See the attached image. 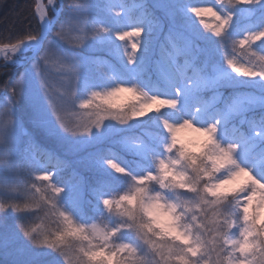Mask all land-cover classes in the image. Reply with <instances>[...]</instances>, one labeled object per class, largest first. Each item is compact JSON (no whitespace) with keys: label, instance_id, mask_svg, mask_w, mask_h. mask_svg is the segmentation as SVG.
<instances>
[{"label":"snow or ice","instance_id":"6c2138e0","mask_svg":"<svg viewBox=\"0 0 264 264\" xmlns=\"http://www.w3.org/2000/svg\"><path fill=\"white\" fill-rule=\"evenodd\" d=\"M201 3L207 6L179 0L163 4L120 0L117 6L108 0L116 26L106 27L94 18L88 0H83L68 9L57 30V26L48 27L53 7L47 5L58 3L47 0L45 5L37 0L35 12L41 23L35 31L16 43L0 45L5 60L11 61L27 43L40 40L45 30L55 33L54 39L44 37L30 69L14 82H5L7 99L0 101V115L6 127L13 123V107L26 79H35L51 113V119L38 117L36 122L51 126L53 134L58 127L73 138L91 137L106 122L126 126L149 119L156 128L146 133L148 140L132 135L120 141L125 151L150 161V168L133 173L111 148L85 158L87 164L106 166L128 183L123 194L105 184L92 188L99 205L98 223L82 222L60 203L68 184L58 180L57 173L68 168L69 162L30 138L24 149L26 164L9 165L0 180V215L11 210L25 217L43 210L42 220L63 221L62 231L49 234L44 229L38 236L34 234L40 226L19 223L20 232L33 246L58 252L64 264H234L233 255L222 256L214 241L205 239L210 231L205 220L215 216L214 209L230 197L236 200L233 224L243 217V236L262 234L264 216L258 212L264 211V172L257 165H264V52L258 45L264 44V0ZM242 8L249 23L241 29L242 35L233 36L230 28ZM257 9L262 16L252 22ZM157 10L167 17V25ZM188 14L194 20L182 19ZM208 15L214 23L205 21ZM69 33L76 35L70 39ZM89 41L110 45L109 56L134 71L124 77L118 75L112 59L92 58L107 83L99 90L89 85L86 98H81L84 71L78 52ZM216 54L222 56L223 64L214 58ZM142 81L150 82L151 90ZM226 88L234 91L225 95ZM77 106L86 111H77ZM182 130L196 135L185 141L179 136ZM4 148L13 154L15 141L9 138ZM73 177L72 203L80 207L83 178L76 173ZM187 218L191 224L183 223ZM124 232L134 239H118ZM70 237L88 242L79 255H70ZM235 243L243 253L241 260L251 264L245 247L248 241ZM225 248L232 244L226 242Z\"/></svg>","mask_w":264,"mask_h":264},{"label":"rangeland","instance_id":"374dc122","mask_svg":"<svg viewBox=\"0 0 264 264\" xmlns=\"http://www.w3.org/2000/svg\"><path fill=\"white\" fill-rule=\"evenodd\" d=\"M58 3V0H56ZM83 2V0H74L72 3V6L74 3ZM113 2L118 6L120 0H113ZM125 2L131 4L133 0H125ZM150 4L152 3H175L176 0H148ZM45 5H47V0L44 1ZM91 13L94 16V18L102 23L106 27H114L116 26V17L114 14L110 11H108L107 4L108 0H88ZM179 3L181 4H198L199 6H207L206 4L201 3V0H179ZM59 4L55 5H47L48 7H53L52 12L50 13L51 20L55 17V9H58ZM159 12V10H157ZM162 16H160L161 20L167 25V17L162 13ZM61 15V14H60ZM194 15V14H193ZM262 16V12L260 9L255 10L254 15L250 18L252 22H256L259 20ZM59 17V16H58ZM182 19H193L190 14H188L187 17H183ZM199 19V18H197ZM205 21L207 23H214L213 18L208 15L204 17ZM249 23V18L246 17V13L244 9L242 8L240 11H238L237 16L235 17V21L233 25L230 28V34L233 36H240L242 35L241 29H244L245 26ZM198 29V26H196ZM75 33H69V38H74ZM162 38V37H161ZM154 41V44H158V40L155 38H152ZM214 39L212 40V44H214ZM93 41H89L87 46L80 49L78 52L79 57L81 58L83 62V81L82 83H88L91 86L98 87L99 84L103 83L101 81H105L104 78L97 72L95 65L93 67H89V65L92 63V58L95 57H107L109 59L113 60V63L116 64V68L118 69V75H122L124 77H128L133 70L131 68H128L126 65L121 64L118 60H116L114 57L108 56L110 51H106L108 55H102L101 53L97 54L94 51H97L95 47H93ZM212 44H209L208 46L211 47ZM67 46V45H66ZM61 47H65L64 45H61ZM32 50L30 49L20 55H14L13 59H19L21 61H25L31 54ZM258 50L261 52H264V44L258 45ZM99 52V51H97ZM39 53L37 56L28 63V66L26 69H30L32 63L38 58ZM214 58L218 61H220L221 64H223L222 56L216 54ZM241 62H244L243 57H238ZM94 64V63H92ZM88 66V68H87ZM90 68H94V71H91ZM234 75V74H233ZM142 85L148 89L151 90V83L145 82V84L142 82ZM242 91H249V92H255L259 94V89L257 88H247V89H241ZM234 89L232 88H226L224 89L225 95H228L232 93ZM22 97L25 100V110H22L21 113H19V109L17 107V104L15 103L13 107V117L15 121V132H14V141H15V151H14V157L20 153H23L26 156V153L24 151L25 146L27 145L30 138L38 137L39 139H42L43 143L46 144L45 148H47L49 151L54 152L57 156H59L61 159L69 162V167L63 169L62 171L57 173V179L61 182H66L68 184V188L66 189L65 194L63 195V198L61 199L60 203L64 205L68 210L74 215L75 218L80 219L82 222H89V223H98V212L96 211V208L99 205H96L91 211L93 214H88L87 211H85L84 205H87L90 203V194L92 193V172L91 169H102L101 165H89L85 162V158H87L90 154H95L97 152H100L101 150H107L109 148L113 149L115 153L121 157L120 162H124V166L128 167L131 171H133L130 168L129 163L131 160L134 161L133 158H135L134 153H130L128 151H125L120 141L125 136H132V135H143L141 133L136 132H127L126 130H129V125L121 126L116 124L115 122H106L105 126L99 130L94 131L93 135L91 137H76L73 138L69 136L66 133H63L58 127L55 128V133H52L51 126H44L41 124H38L37 118H44L47 116V118L51 119V113L48 110L47 101L45 100L43 93L40 90V86L38 81L35 79H26V86L25 90L22 92ZM27 104V105H26ZM77 110V109H76ZM78 111V110H77ZM19 113V118H16L17 114ZM22 119V121L20 120ZM25 118V119H23ZM70 120H72L74 123L76 122V118L69 114L68 117ZM3 116L2 120L0 122H3ZM24 122L30 123L31 131L30 129H26L25 124H22ZM148 132H154L152 128H146ZM187 130H182L179 135L184 134ZM23 132L22 138L19 139L20 133ZM35 136H34V134ZM251 133H249L250 135ZM145 139V138H144ZM138 157V156H137ZM241 158H244L243 151H241ZM129 161V163H128ZM249 162L254 163V161L249 160ZM26 164V159H25ZM24 164V165H25ZM21 167L23 165H20ZM257 170L260 172H264V165H257ZM91 172V173H90ZM61 173V175H60ZM73 173H76L78 176L83 178V185L82 189H80L79 195L81 197L80 199V207H75L72 203L73 201ZM103 173H105L103 171ZM59 174V175H58ZM14 182V181H9ZM54 182V181H53ZM100 184H106L105 181H102ZM79 188V186H77ZM128 185L125 186V188H122L120 191V194H123V190H127ZM112 189V188H111ZM102 206V205H101ZM39 213V212H38ZM2 215H0L1 217ZM5 216H2V218ZM116 217L114 216L113 219ZM112 223H115V221H112ZM37 226H40L39 224ZM39 227V229H41ZM118 239H122L127 242H131L134 239V236L130 232H124L122 234L118 235ZM2 249L8 252V259L9 258H18V261L24 262V263H30L33 262V264H56L57 259L64 263V260L61 256H57L54 258V261L51 260V256L49 258L50 262H45V257L49 253H51L53 250L48 248H37L33 246H29V244H26L24 249H20L18 252H13L9 247L6 245V243L2 244ZM1 249V252H2ZM53 259V258H52ZM20 264V263H18Z\"/></svg>","mask_w":264,"mask_h":264},{"label":"trees","instance_id":"16d2710c","mask_svg":"<svg viewBox=\"0 0 264 264\" xmlns=\"http://www.w3.org/2000/svg\"><path fill=\"white\" fill-rule=\"evenodd\" d=\"M74 0H62V11L61 15L55 24V27L57 26V30H59V24L63 22V20L68 15V9L72 7V3ZM106 1V0H103ZM37 0H0V45L4 44H10V43H16L18 39L24 37L29 32H34L37 26L40 24V21L36 15L35 7H36ZM59 6V5H58ZM158 12V11H157ZM160 16L161 13L158 12ZM54 27V28H55ZM55 35V33H53ZM50 32L48 37L49 39H54V36ZM152 38H155V34H153ZM93 47L97 49V51H94L95 53L102 55H108L105 53H108L106 51H110V45H101L100 43L93 41ZM117 43H120L117 41ZM109 56V55H108ZM21 60L19 59H12L11 61L8 60H2L0 61V101L3 99H7V90L4 88L5 82H8L9 84L14 82L16 79H18L21 75V73H24L26 71V68L28 64L24 65L20 63ZM7 63L3 66V64ZM94 64H90L89 67H93ZM88 68V66H87ZM91 71H94V68H90ZM133 70V69H132ZM134 71V70H133ZM103 83L99 84L98 87L92 86L96 90H99L100 86L103 84H106V81H101ZM143 82V81H142ZM145 84V82H143ZM89 84L88 83H82L81 88L79 89V94L81 98H86L87 96V89ZM17 107L19 109V113H21L22 110H25V100L22 97V94L19 98V100L16 102ZM27 105V104H26ZM77 110L80 112L86 111L79 109L77 106ZM164 110V109H162ZM19 113L17 114L16 118H19ZM155 113H149V115H154ZM25 119V118H23ZM143 119L147 120V116ZM2 120V115H0V121ZM22 121V119L20 118ZM22 124H25L26 129L31 130V124L24 122ZM129 130H126L127 132H136L141 133L145 136V138L148 140V136L146 133L148 132L146 128H152L153 131H156L155 125L151 122L149 119L145 122H132L129 125ZM32 131V130H31ZM33 132V131H32ZM34 134V133H33ZM23 132L20 133L19 139L22 138ZM196 134L192 133L190 130H187L184 134L179 135L181 139L187 141L191 138H193ZM35 136V134H34ZM36 141L37 144H39L42 148H45L46 144L43 143L42 139H39L35 136V138H31ZM47 147V146H46ZM47 149V148H45ZM100 152H106L105 150H101ZM26 156L23 153H20L14 157V159L17 161L19 165L25 164V158ZM131 162L129 163L130 168L133 170V173L137 172L141 167H151L150 161L142 160L140 157L135 156ZM124 164V162H122ZM22 166V167H23ZM102 166V169H91L92 172V187L99 185L102 181H105L107 185L111 186L112 190L114 191H120L122 188H125L126 185H128L127 180L125 178H122L119 176V174L114 173L112 170L108 169L106 166ZM49 167H51L49 165ZM103 171L105 173H103ZM90 172V173H91ZM5 176V169H0V180H3ZM9 181H14V178L8 177ZM91 202L87 205H84L85 211L89 214H93L91 209H93L96 205H98V201L95 198L93 194H90ZM21 202L22 201H18ZM2 216H5L2 218ZM0 217V264H33V262L30 263H24L21 261H18V258H9L8 259V252L2 249V244L6 243V245L11 249L13 252H18L20 249H24L26 244H29L33 248V245L27 240L26 237L23 236V234L20 232L18 228L19 223H24L30 226H37L38 224L41 229L38 228V231L44 230L46 227L50 228L51 230L55 231L57 229V226H59V229L62 231L64 224L63 221H60L59 223H52L50 220L44 221L41 218L44 216V211L41 210L39 213H33L31 215L27 216H20L11 210L8 211L7 215H2ZM75 241V238H69V244L71 242ZM2 249V252H1ZM70 255H73L71 252V249L69 248ZM51 256V260L54 261V258L57 256H60L58 252L52 251L45 257V262H50L49 258ZM53 258V259H52ZM59 259V258H58ZM57 259L56 264H64L61 261Z\"/></svg>","mask_w":264,"mask_h":264},{"label":"clouds","instance_id":"9594fccd","mask_svg":"<svg viewBox=\"0 0 264 264\" xmlns=\"http://www.w3.org/2000/svg\"><path fill=\"white\" fill-rule=\"evenodd\" d=\"M7 45V44H4ZM7 63L3 64L6 65ZM15 132V121L13 117V123L10 127H6L4 122H0V169H5L9 165L16 164L17 161L14 159V153L9 154L6 152L4 145L6 141L11 138L14 140ZM251 174V173H250ZM245 197L241 196L239 199H244ZM236 200L235 198L230 197L226 203L218 205L214 211L215 216H209L205 223L210 229L208 233L205 234V239L214 241V247L217 251L220 252L222 256H234V264H245L241 257L243 253L239 250L240 246L236 244V241L241 239L247 240L248 243L245 246L247 251L251 253L248 257L251 264H264V229H262V234L259 237L249 238L243 236V217L240 218L239 222L233 224L236 212ZM261 208L264 209V204L261 205ZM258 215L264 216V211L258 212ZM142 222V218H141ZM184 224H191V218H187L183 221ZM49 234L53 230L46 227L45 228ZM59 230V226L57 229ZM39 231L34 235H39ZM256 240L259 241V247H255ZM232 244V248H225V244ZM87 241L75 240L68 245L71 249V252L74 256L79 255V249L81 246L86 247ZM222 250V251H221ZM80 260H83V257L80 256Z\"/></svg>","mask_w":264,"mask_h":264},{"label":"water","instance_id":"95a60500","mask_svg":"<svg viewBox=\"0 0 264 264\" xmlns=\"http://www.w3.org/2000/svg\"><path fill=\"white\" fill-rule=\"evenodd\" d=\"M61 2V0H60ZM61 10V9H60ZM60 10L56 11V16L54 17V19H52V21L50 22V24L48 25L49 28H53L54 27V24L55 22L57 21L58 19V16L60 14ZM38 18H39V15L37 14ZM40 20V19H39ZM41 22V21H40ZM50 33V31H47L45 30L44 32V35L40 38V40H38L37 42H29L27 43L25 46H23L16 54H21L25 51H27V47H32L34 49L33 53L30 55V57L28 58L27 62L31 61L33 58L36 57V55L38 54V52H40V43H42L44 37L48 36V34ZM7 54H11V53H7ZM6 55L5 52H0V60L2 58H4Z\"/></svg>","mask_w":264,"mask_h":264},{"label":"bare ground","instance_id":"6f19581e","mask_svg":"<svg viewBox=\"0 0 264 264\" xmlns=\"http://www.w3.org/2000/svg\"><path fill=\"white\" fill-rule=\"evenodd\" d=\"M44 1H45V0H42L43 4H44Z\"/></svg>","mask_w":264,"mask_h":264}]
</instances>
